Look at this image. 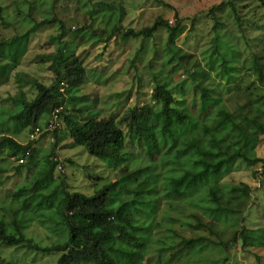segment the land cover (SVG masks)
<instances>
[{"label": "clouds", "instance_id": "obj_1", "mask_svg": "<svg viewBox=\"0 0 264 264\" xmlns=\"http://www.w3.org/2000/svg\"><path fill=\"white\" fill-rule=\"evenodd\" d=\"M0 264H264V0H0Z\"/></svg>", "mask_w": 264, "mask_h": 264}]
</instances>
